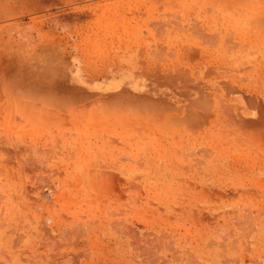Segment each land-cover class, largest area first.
<instances>
[{
  "label": "rangeland",
  "instance_id": "1",
  "mask_svg": "<svg viewBox=\"0 0 264 264\" xmlns=\"http://www.w3.org/2000/svg\"><path fill=\"white\" fill-rule=\"evenodd\" d=\"M106 1L0 0V264L103 231L134 262L144 230L148 258L190 264L194 204L264 198V0H161L140 31L107 29Z\"/></svg>",
  "mask_w": 264,
  "mask_h": 264
},
{
  "label": "crops",
  "instance_id": "2",
  "mask_svg": "<svg viewBox=\"0 0 264 264\" xmlns=\"http://www.w3.org/2000/svg\"><path fill=\"white\" fill-rule=\"evenodd\" d=\"M107 0L103 3L108 14L122 13L120 21L123 26L107 29L140 31L161 29L162 3L161 0ZM97 5H99L97 3ZM148 5L150 12L147 13ZM154 15L155 19L147 21V15ZM152 26H148V25ZM94 94H106L118 90H88ZM264 143V136L263 140ZM252 175L256 180L264 183V166L253 168ZM204 200V204H194L201 208L195 212L196 221L190 226V264H264V198L252 200L251 215L240 216L234 210L226 207L244 206L237 200ZM161 235H166L163 231ZM91 240H106L99 245L91 242L90 246L82 243L76 247L75 259L67 258L66 263L56 264H178V257L169 259L155 255L148 258L146 230L139 232L138 260L131 262V256H136V246L132 232H91ZM89 239V238H88ZM123 239L119 242L116 240ZM86 255V257H84ZM173 259H177L173 263ZM47 264V263H45ZM51 264V263H48Z\"/></svg>",
  "mask_w": 264,
  "mask_h": 264
},
{
  "label": "bare ground",
  "instance_id": "3",
  "mask_svg": "<svg viewBox=\"0 0 264 264\" xmlns=\"http://www.w3.org/2000/svg\"><path fill=\"white\" fill-rule=\"evenodd\" d=\"M0 74H1V73H0ZM4 78H5V77H4ZM4 78H3V79H4ZM5 79H6V78H5ZM3 81H4V80H3ZM4 83H5V81H4ZM8 86H9V85H8ZM13 86H14V85H13ZM13 88H14V87H13ZM5 90H6V89H5ZM12 90H13V89H12Z\"/></svg>",
  "mask_w": 264,
  "mask_h": 264
}]
</instances>
